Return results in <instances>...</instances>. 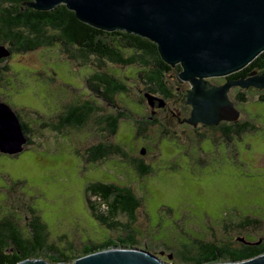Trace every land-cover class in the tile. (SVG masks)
<instances>
[{"label": "rangeland", "instance_id": "374dc122", "mask_svg": "<svg viewBox=\"0 0 264 264\" xmlns=\"http://www.w3.org/2000/svg\"><path fill=\"white\" fill-rule=\"evenodd\" d=\"M53 51L12 56L0 64L1 69L8 70L2 73L3 77L9 76L0 87L1 102L30 127L31 134L27 137L44 143L43 148H30L16 157L0 155V219L13 220L27 237L30 209L34 208L46 224L47 244L60 250L71 244L72 252L81 255L86 245L117 236L95 223L85 204V186L99 180L129 185L138 191L142 207L134 224L137 248L157 257L172 253L164 245L180 246L205 234L208 227L213 228L205 235L206 240L223 242L230 235V238L239 236L243 230L248 235L264 237V103L258 102L264 90L245 89L246 103H241L236 97L243 88L232 87L227 98L239 113L236 121L245 125L252 122L256 129L245 128L239 137L232 139L221 137L219 130L204 133L211 142L202 141V152L193 150L190 161L184 155L191 151L189 146L185 153V143L189 141L180 137L183 128L173 115L166 119L167 113H161L157 123L147 125L143 142L135 138L136 125L129 119H121L116 134L108 135L99 122L101 117L117 110L95 99L85 87L86 76L93 72L87 70L92 65L98 66L99 61L90 58L85 70L78 68L77 63L65 61V56L56 49ZM102 67L109 73L116 70V66L108 63ZM12 70L15 78L10 74ZM114 73L128 89L126 96L115 95L117 108L131 112L132 118L139 122L148 120L149 108L141 94L145 85L138 79L137 71ZM226 80L225 76L208 78L217 88ZM85 100H95L98 111L104 115L96 111L81 128L64 127L60 132L39 125L42 122L56 125L57 118L70 104ZM165 123H168L166 132L162 128ZM186 134L194 137L191 131ZM97 142H109L110 149L118 147L124 155L113 152L99 161L98 166L87 165L85 150ZM146 145L151 147L143 156L151 169L149 179L139 177L131 162L138 157L136 148ZM246 220L247 225L239 226ZM161 258L169 264H181L178 258L175 262ZM39 260L49 262L44 254Z\"/></svg>", "mask_w": 264, "mask_h": 264}, {"label": "trees", "instance_id": "16d2710c", "mask_svg": "<svg viewBox=\"0 0 264 264\" xmlns=\"http://www.w3.org/2000/svg\"><path fill=\"white\" fill-rule=\"evenodd\" d=\"M33 3L34 0H0V45L7 47L10 51V56L0 59V64L12 56H23L41 50L54 52V49L65 56V61L77 63L78 68L85 70L89 67V59L95 58L99 61V65L95 67L92 65L87 70L93 72L86 76V90L92 92L95 99H101L117 110L114 114L101 117L99 125H103L101 128L108 135L114 136L118 131L121 119L132 120L133 125H136L135 138L143 142L146 137L143 136V132H146L144 120L139 122L133 119L131 112L120 110L115 104V95L122 94L123 96L128 89L122 81L114 76V72L119 73L127 69L136 70L139 74L138 79L145 85L146 93L168 97L170 85L167 82V75L171 69L163 61L157 45L135 34L120 30L108 32L81 22L75 12L66 5L61 4L51 10L41 11L28 6V4L32 5ZM56 57L60 58V56ZM106 63L116 66V70H113L112 74L102 67V64ZM22 67H15V69H22ZM3 72L6 73L8 70L0 68V87H2L3 81L9 78V76L3 77ZM253 72H264V52L246 68L228 75L226 79L238 82L244 78L249 79ZM10 74H13L12 77L14 78L17 76L13 70ZM138 79L135 81L137 84ZM245 92L241 89L237 94L236 98L241 103H246ZM258 99V102L264 103L263 95L260 94ZM94 102L95 100H85L81 103L70 104L64 113L57 118L58 123L56 125L52 122H42L39 125L56 132H60L61 128L64 127L81 128L89 117L98 111ZM101 113L104 115V112L99 110L98 114ZM17 117L19 118V115ZM150 117L149 121L153 118L152 113ZM19 121L26 138L22 152L30 148H43L44 143L41 140V143L38 144L36 140L27 137L28 133L31 134V129L20 118ZM225 125L222 133H228L226 134L227 139L239 137L238 134L244 132L245 128L247 131L256 129L252 122H247L245 125L239 124L237 121H229ZM109 145V142H97L87 148L85 150L87 165L96 167L99 161L107 158L113 152L124 155L118 147L110 149ZM145 149L143 147L141 149L136 148L138 157L132 159L131 162L139 177L149 179L152 178L148 176L151 169L143 160L145 152L142 154V150L148 152L151 151V147L146 145ZM19 154L8 155L0 152V155L12 157ZM84 189L85 204L91 219L95 223L101 224L108 231L116 232L115 238L105 237L100 243L86 245L81 250V255L72 252L71 244H68L64 250L55 249L54 246L47 244L46 224L41 220L39 212L33 208V210L30 209L31 216L28 225L30 235L27 237L22 234L13 220L7 217L0 219V264H19L25 260H38L43 254L50 264H68L74 263L83 256L109 248L139 247L134 227L138 218L137 214L142 207V198L139 197L138 191L129 185L123 184L121 186L114 182L99 180L90 182ZM146 190L150 192L148 189ZM119 217H125L126 220L122 221ZM222 223L225 222L220 224ZM245 223H249V221L240 222L239 226L244 227L247 225ZM236 225L232 226L235 227ZM210 228L213 227H208L207 232L200 234L199 238H190L180 246L164 245L163 248H171V260L168 259V255H159V258L163 257L171 262H175L178 258V262L181 264H214L241 262L264 254V237L251 236L243 230L239 236L230 238V235L223 242L206 240L204 237L209 233ZM144 236L145 234L142 235V237Z\"/></svg>", "mask_w": 264, "mask_h": 264}, {"label": "water", "instance_id": "95a60500", "mask_svg": "<svg viewBox=\"0 0 264 264\" xmlns=\"http://www.w3.org/2000/svg\"><path fill=\"white\" fill-rule=\"evenodd\" d=\"M61 4L74 11L81 22L152 41L166 64L179 65V79L192 86L181 103L191 106L188 123L194 127L237 120L239 113L227 98L229 87L264 89V72H253L249 79L219 88L203 81L236 73L264 52V0H34L28 6L43 11ZM8 56L9 49L0 45V59ZM144 97L152 110L165 106L162 98L148 92ZM25 144L19 118L0 100V152L16 155ZM19 264L50 263L38 259ZM73 264L169 263L144 249L114 247L83 256ZM214 264H264V254Z\"/></svg>", "mask_w": 264, "mask_h": 264}, {"label": "flooded vegetation", "instance_id": "af4514ba", "mask_svg": "<svg viewBox=\"0 0 264 264\" xmlns=\"http://www.w3.org/2000/svg\"><path fill=\"white\" fill-rule=\"evenodd\" d=\"M170 69H171V71L167 75V77L169 78L167 82L170 85L168 97H161V96L156 95V96L161 97L162 99H164L165 106L163 108H157V107H155L154 110H152L148 106L146 100L144 99L147 107L149 108L150 114L153 111V118L150 121H149V119L151 117H149L148 120L145 119L144 120V126L147 127L148 124L157 123L158 117H159V115L161 113H167L165 115L166 116V119H168L169 116L173 115V117H175V119H176V123L178 124V126L181 127V128H183V132L180 133V137L182 138L181 140H188L189 143L191 144V145L189 143L186 144L185 141H184L185 146H186L185 153H187V151H188L187 147L190 146V148H191V151L189 152V154H184V155L187 156V159L188 160L193 161V154H194L193 153V150H198V151L202 152V143L205 142V141L211 142L210 140H208V139L205 138L204 133H207V132H215L216 130H219V132L221 133V137L225 138L227 136L226 134H228V133H224V134L222 133L223 130H224L223 127L228 126V125H225V124L229 123V121L228 122L222 121L219 124L212 125V126L205 125V124H200V123L197 124L195 127L193 125H190L188 123V120L191 118L192 108H191L190 105H185L184 106L181 102L183 101L185 92L191 91L192 90V86L190 85L189 82H186V81H183V80L181 81L179 79L178 74L181 71V68L179 67V65H176L174 67L170 66ZM258 74H261V73H257V75ZM226 78H227V76L225 77V80H226ZM203 81L204 82H207L211 87L217 88L215 86H212L208 82V78L203 79ZM231 82L232 81L226 80V82L223 83L222 86L224 87L226 84L231 83ZM232 87L241 88V87H238V86H232ZM232 87H229L228 88V91ZM172 88H174V91L173 92H172ZM249 89L250 88H248L247 90H249ZM255 89L256 88L254 87L253 90H255ZM141 91L140 92H141V94L144 97V94L146 93V89H142ZM175 102H177V103L175 104ZM172 104H175L176 106H173ZM177 106H179V107H177ZM172 119H174V118H172ZM237 123L241 124L238 121H237ZM167 126H168V123H165L164 126H162V128L165 130V132L167 131L166 130V127ZM189 131H191V133H192V135L194 137H191L188 134H186V132L188 133ZM193 143H195L197 145H194ZM210 145H212V144L210 143ZM144 149H145V147H144ZM146 152L147 151H145V153Z\"/></svg>", "mask_w": 264, "mask_h": 264}]
</instances>
